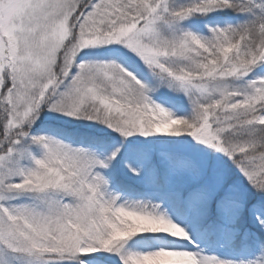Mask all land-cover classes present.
Wrapping results in <instances>:
<instances>
[{"label":"snow or ice","instance_id":"1","mask_svg":"<svg viewBox=\"0 0 264 264\" xmlns=\"http://www.w3.org/2000/svg\"><path fill=\"white\" fill-rule=\"evenodd\" d=\"M0 264H264V0H0Z\"/></svg>","mask_w":264,"mask_h":264}]
</instances>
